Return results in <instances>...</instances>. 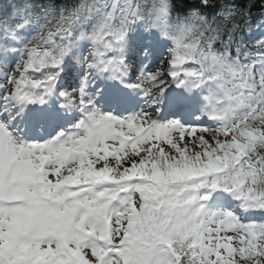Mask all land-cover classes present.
Returning <instances> with one entry per match:
<instances>
[{"label":"snow or ice","instance_id":"obj_1","mask_svg":"<svg viewBox=\"0 0 264 264\" xmlns=\"http://www.w3.org/2000/svg\"><path fill=\"white\" fill-rule=\"evenodd\" d=\"M254 3L0 9V264H264Z\"/></svg>","mask_w":264,"mask_h":264},{"label":"trees","instance_id":"obj_2","mask_svg":"<svg viewBox=\"0 0 264 264\" xmlns=\"http://www.w3.org/2000/svg\"><path fill=\"white\" fill-rule=\"evenodd\" d=\"M12 2H14V0H0V9L6 10ZM38 2H43V0H38ZM56 2L66 3L67 0H56ZM186 2L191 3L192 0H186ZM238 2L242 6H246L248 3V0H238ZM262 8H264V3H262V0H255V3L251 8V13L253 17L252 23L254 26L264 23V11H262ZM254 30L257 35H259L261 31H264V29H261V28H255Z\"/></svg>","mask_w":264,"mask_h":264}]
</instances>
